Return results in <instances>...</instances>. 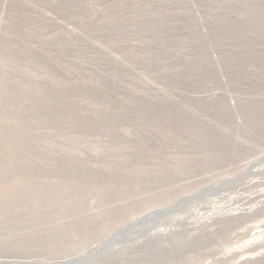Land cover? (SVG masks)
Here are the masks:
<instances>
[{"label":"rangeland","instance_id":"1","mask_svg":"<svg viewBox=\"0 0 264 264\" xmlns=\"http://www.w3.org/2000/svg\"><path fill=\"white\" fill-rule=\"evenodd\" d=\"M0 264H264V0H0Z\"/></svg>","mask_w":264,"mask_h":264}]
</instances>
